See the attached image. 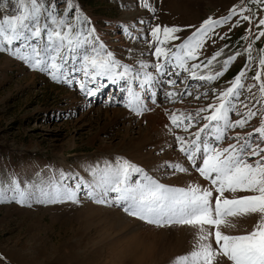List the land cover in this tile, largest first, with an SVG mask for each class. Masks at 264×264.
<instances>
[{"label":"rangeland","instance_id":"1","mask_svg":"<svg viewBox=\"0 0 264 264\" xmlns=\"http://www.w3.org/2000/svg\"><path fill=\"white\" fill-rule=\"evenodd\" d=\"M56 3L62 12L66 0H56ZM147 3L155 9L154 14L141 7L140 0H73L71 12L74 15L75 8L79 7L88 21L86 26L95 29L106 48L123 63L133 65L140 59L150 65L157 62V58L151 55L155 49L149 43L152 40L149 33L154 25L179 27L181 32L178 35L187 37L206 18L226 17L233 5L250 10L252 23L237 24L238 13L232 20L216 26L208 33L196 59L187 62L188 71L167 68L172 74L162 77L154 89L157 93L154 98L143 97L146 110L140 116L124 107V94L120 91L123 82L111 85L105 79L102 81L105 88L95 96H86L78 87L57 84L47 75L29 69L6 52H0V180L14 176L23 187L24 181L36 180L37 174L46 178L59 171L87 178V165L105 159L114 163V158L120 156L168 186L186 187L189 183L207 186L178 151L174 136L165 127L171 126L168 115L191 114L197 121L194 126L187 132L181 127H173V132L185 140L192 138L189 133H194L205 123L202 119L204 113L196 117V110L216 103L214 94L218 96L220 91L229 87L234 77L245 68L248 54L244 50L249 43L252 44L253 60L248 61L250 66L245 68L238 99L233 98L236 110L230 113V119L240 118L237 111L244 114V105L248 108L255 105L254 111L262 107L259 85L252 77L257 71H264L257 67L260 50L264 49V35H261L264 26L258 23L264 17V4L259 0L253 4L250 0H147ZM13 7L12 0H0V18L13 14ZM243 15H249V11ZM125 28L138 39L126 35ZM245 36L248 38L241 39ZM179 42V39L168 41L163 47L172 48ZM216 52L220 55L206 67L208 59ZM233 55L236 59L215 80H200L190 75L192 71L197 77L221 71L223 61ZM192 63L200 67L191 69ZM148 70L157 75L154 67ZM77 76L83 79L82 74ZM167 79L176 83L170 86L165 83ZM249 85L253 87L249 89ZM168 91L177 95L167 98ZM116 111L122 115L112 117ZM106 113L109 117L105 116ZM152 115L158 118L157 135L135 147L144 131L139 133L138 128H145ZM258 124L259 118L254 117L245 128L230 130L228 134L251 132ZM233 142L225 139L220 146ZM174 162H180L189 168V172L173 174L163 166ZM79 198V204L33 203L29 207L14 201L0 203V264H140L149 260H134L132 252L139 248L134 235H146L150 230L166 235L164 240L156 242L157 259L151 264H171L175 257L185 255L195 245L197 229L192 226L155 228L127 216L116 206L96 204L83 194ZM255 222V217L237 218L234 228L223 230L226 234H244L251 231ZM190 229L193 233L189 232ZM184 232H189L188 238L181 235ZM225 264H228L226 260Z\"/></svg>","mask_w":264,"mask_h":264},{"label":"snow or ice","instance_id":"2","mask_svg":"<svg viewBox=\"0 0 264 264\" xmlns=\"http://www.w3.org/2000/svg\"><path fill=\"white\" fill-rule=\"evenodd\" d=\"M12 3L13 14L0 18V52H6L29 69L47 75L57 84L78 87L86 96H95L105 88L102 82L105 79L111 85L123 82L120 91L124 94V107L136 116L146 110L143 97L154 98L157 95L154 90L156 85L163 76L172 74L168 73V67L189 70L187 62L196 59L208 33L216 26L232 20L238 13L237 24L245 21L252 23L250 10L233 5L226 17L206 18L187 37L178 35L181 32L179 27L154 25L149 33L152 38L149 43L155 49L151 55L157 58V62L150 65L140 59L133 65L123 63L106 48L95 29L86 26L88 21L79 7L72 14L73 0H66L62 12L56 0H12ZM259 3L264 4V0H259ZM140 5L154 14L155 9L147 0H140ZM245 11H249V15H243ZM258 23L264 26V17ZM124 32L133 40L138 39L131 36L127 28ZM178 39L181 42L172 48L163 47L168 41ZM128 51L131 55L132 50ZM244 51L248 54L245 63V68H248V61L253 60L252 44L249 43ZM219 55L220 52L214 53L206 67ZM236 55L223 61L221 71L199 77L192 71L190 75L200 80H215L223 75ZM150 67L155 68L157 75L148 70ZM199 67L197 63L191 64V69ZM257 67L264 69V49L260 50ZM245 68L234 77L229 87L220 91L218 96L214 94L216 103L196 110V117L204 113L202 119L205 123L194 133H189L192 138L185 140L173 132V127H181L185 132L193 127L197 121L191 114L168 115L171 126L165 127L174 136L178 151L207 182V186L193 183L186 187L168 186L143 168L116 156L114 163L105 159L95 165H87V178L59 171L46 178L37 174L36 180L24 181L23 187L14 176L0 180V203L14 201L29 207L33 203L79 204V197L83 194L96 204L116 206L127 216L155 228L171 225L196 228V243L192 250L175 257L171 264H225V260L228 264H264V71H257L252 77L259 85L262 107L254 111L255 105L252 108L244 105L245 113L237 111L240 118L230 119V113L236 110L233 98L238 99L243 87ZM77 74H82L83 79ZM165 83L171 86L176 81L167 79ZM248 87L251 89L253 85ZM176 95L172 91L166 93L167 98ZM254 117L259 118V124L251 132L228 134L230 130L245 128ZM253 134H256L255 139ZM225 139L235 142L221 147ZM163 166L172 170L173 174L189 172V168L180 162ZM251 217L256 218L251 231L232 235L223 230L234 228L237 218Z\"/></svg>","mask_w":264,"mask_h":264},{"label":"bare ground","instance_id":"3","mask_svg":"<svg viewBox=\"0 0 264 264\" xmlns=\"http://www.w3.org/2000/svg\"><path fill=\"white\" fill-rule=\"evenodd\" d=\"M163 22V21H162ZM165 24V23H164ZM164 92V91H163ZM113 116L112 117H117L119 115H122L120 112L116 111V113L113 112L112 114ZM106 117H109L108 113L105 114ZM153 116V115H152ZM150 117L151 120L150 122L148 123V125H146L145 128L143 129H140L138 128L139 130V133L142 132V130H144L142 132V134L140 135V140L138 141V144H134L135 147H138L140 144H143V142L145 143L146 141H150L151 140V136L153 135H157L158 133V130H157V122H158V118H154L153 117ZM111 117V116H110ZM160 140V139H158ZM131 142V141H130ZM130 144H133V143H130ZM159 145V144H158ZM156 151V150H154ZM170 152V151H169ZM173 155V154H172ZM180 174V173H179ZM181 175V174H180ZM192 175V174H191ZM185 177V176H184ZM181 178V177H180ZM175 179V178H174ZM190 179V178H189ZM178 180V179H177ZM197 180V179H196ZM109 216V215H108ZM116 216V215H115ZM128 222V221H127ZM235 222H237V219H235ZM133 226V225H132ZM122 228V227H121ZM129 228V227H128ZM131 229V227L129 228ZM142 229V228H141ZM150 229V228H149ZM146 230V228L144 229ZM125 232V231H124ZM159 232V230H158ZM190 233H193L192 230L190 229L189 230ZM189 232H184L182 233L181 235L183 237H186L188 238L189 236ZM130 233V232H129ZM158 234V235H157ZM131 236V235H130ZM166 237V235L164 234V232H159V233H156L154 231H149L148 234L146 235H141L139 233H136L134 235V238L139 241V243L136 244L137 248H138V251H134L132 252L134 255H135V258L134 260L136 259L137 261H143L145 259L149 260L148 262H142L140 264H144V263H147V264H151V262L154 263V261H156V251L155 250L158 246L156 244V242H160L161 240H164L163 238ZM133 238V237H132ZM170 242V241H169ZM168 242V243H169ZM179 242H180V239H179ZM196 243V242H195ZM162 244V243H161ZM161 250V249H160ZM137 252V253H136ZM132 261V260H131ZM139 264V262H138Z\"/></svg>","mask_w":264,"mask_h":264},{"label":"trees","instance_id":"4","mask_svg":"<svg viewBox=\"0 0 264 264\" xmlns=\"http://www.w3.org/2000/svg\"><path fill=\"white\" fill-rule=\"evenodd\" d=\"M254 1H256V0H250L251 4H253Z\"/></svg>","mask_w":264,"mask_h":264}]
</instances>
